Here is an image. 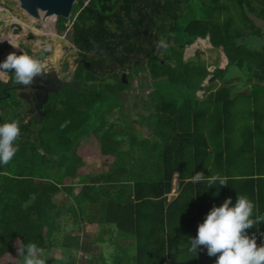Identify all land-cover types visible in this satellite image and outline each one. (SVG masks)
<instances>
[{"label": "trees", "instance_id": "trees-1", "mask_svg": "<svg viewBox=\"0 0 264 264\" xmlns=\"http://www.w3.org/2000/svg\"><path fill=\"white\" fill-rule=\"evenodd\" d=\"M256 1L76 0L68 21L80 60L73 73L79 90L65 84L35 123L19 104L2 101L8 91L0 81V124L17 121L20 128L18 151L0 166V264H20L17 249L29 243L42 251L45 245L67 250L59 264H108L101 254L76 255L85 252L87 224L101 225L97 241L114 248L111 264H215L203 246L196 255L187 249L224 196L212 176L223 169L222 134L234 129L227 118L237 98H230L232 76L264 83L262 36L254 22H264V0L260 14ZM66 22L58 18L56 29L65 31ZM197 39H208L223 69L209 73L204 62L183 59ZM231 69L236 71L228 76ZM210 75L221 83L215 91L214 83L202 86ZM248 128L264 133L259 122ZM260 142L258 137V152L247 157L257 156L254 204L264 214ZM86 156L100 165L84 164ZM228 172L219 176L226 183ZM196 173L204 175L200 182ZM170 193L176 195L168 198ZM260 232L248 230L258 246ZM103 234L109 235L105 242Z\"/></svg>", "mask_w": 264, "mask_h": 264}, {"label": "rangeland", "instance_id": "rangeland-1", "mask_svg": "<svg viewBox=\"0 0 264 264\" xmlns=\"http://www.w3.org/2000/svg\"><path fill=\"white\" fill-rule=\"evenodd\" d=\"M84 1V0H82ZM86 4V2H85ZM258 14H260L261 11V5L259 3V0L255 2ZM18 2L16 0H0V59L3 61L8 54L13 53L14 50H18L20 52H23L25 54V50L29 51V56L33 57L35 53H37L38 50L44 49L45 51L49 52L48 49L51 47V42L55 41L56 46L54 50V57H52L50 60H43L39 61L42 65L44 70H54V73L59 76L61 80H68L69 77L72 75L76 65L78 64V58H77V50L75 49L74 45L70 41V33H71V22H69V18L67 19V22L65 24L66 30L65 31H58L55 27L56 20L58 19L56 17L53 24H45L42 21H40V17L38 16L40 13L37 10V16L32 17L34 20H28L25 15L23 14V11H21ZM23 10V9H22ZM31 17V16H30ZM37 19V20H36ZM33 21V22H32ZM64 45L61 47V45ZM254 46L259 47V43L254 41ZM177 49V48H175ZM13 50V51H12ZM19 52V54H20ZM200 52V56L197 58V53ZM17 53V55H19ZM26 55V54H25ZM183 59L185 61L190 60H197L204 62L207 65V69L209 73H212L214 69H223L224 68V60H222L219 57V54L211 47V45L208 42V39H197L192 46L188 47L183 55ZM77 61V62H76ZM170 64H173L170 62ZM56 71V72H55ZM236 69L229 70L228 76L231 74H234ZM118 74V72L116 73ZM141 76H144L143 74H140ZM125 76V74H124ZM212 76V75H210ZM210 76L208 78H210ZM8 75L4 77H0V81L4 83L6 81ZM9 78H14V74L9 73ZM232 78L236 79V81L232 82V85H234L233 91L236 92V88L238 85H243L244 80L241 79V75H233ZM16 83V82H15ZM214 83V88L219 87L221 85L220 82H210ZM137 84L140 85V83L137 80ZM136 85V79L132 81V84L129 86V89H135ZM209 85L207 81L205 80L202 84V86ZM232 87V86H231ZM139 91H141V87L139 86ZM203 94L202 91L197 92V96L201 97ZM56 95V94H54ZM142 95V94H141ZM143 96V95H142ZM13 99H12V98ZM9 96L7 98V95H5L4 100L2 101H8L7 103L11 104L12 102H15L20 105V112H25L27 115L29 114L28 111V103H24L16 97ZM58 97V95H57ZM261 99L264 100V95H261ZM53 102L52 104L56 103L58 98L51 99ZM12 101V102H11ZM235 104L231 107V111L229 112L230 118H236L235 120V127L232 132L228 129L226 132H224L223 137L227 139V144L229 145V148L231 152H234L237 150V147L240 143H242V135L244 132L243 124L247 121L246 118V109L248 107V104L246 102H241L242 98L237 97L235 100ZM25 104V105H24ZM260 106H264L263 102L259 103ZM261 110V108H258ZM137 112H144L141 109L137 108ZM112 113V109L110 110ZM30 115V114H29ZM135 115V114H134ZM145 116V114H142L141 116ZM28 118V117H27ZM26 118V119H27ZM105 119H108V116H106ZM110 120V119H108ZM107 125V124H106ZM137 130V125H136ZM140 132V131H139ZM99 133H101L99 131ZM141 133V132H140ZM222 137V138H223ZM243 145V143H242ZM121 150H125V144L121 145ZM255 153H253V156ZM248 156V155H246ZM242 159L245 158V156L241 155ZM82 162L91 166H99V161L95 159H88V158H82ZM77 189L73 192L72 195L76 193ZM109 191H111L109 189ZM176 195L169 194L167 197L172 198ZM58 197L61 196V194L57 195ZM71 221H65L63 223H70ZM101 225H83L82 229V241L84 243V246H86L85 252H77V256L81 258L83 256L85 259H92L97 258L100 254L103 258H105V261L108 264H111L109 261L110 255L113 253L114 248L106 243H100L97 241V238L101 236ZM67 230V227L61 226ZM182 228V227H181ZM103 242H105L108 238V234L102 235ZM64 255H68V251L60 246H54V247H47L44 246V249L42 251V259L45 260L46 264H59L63 261L62 257ZM20 264H23V260L21 259Z\"/></svg>", "mask_w": 264, "mask_h": 264}, {"label": "clouds", "instance_id": "clouds-1", "mask_svg": "<svg viewBox=\"0 0 264 264\" xmlns=\"http://www.w3.org/2000/svg\"><path fill=\"white\" fill-rule=\"evenodd\" d=\"M25 54L20 52L17 55L13 52L0 61V77L8 75L5 84L9 83V73L14 74L16 84L29 87L34 78L43 71L51 72L43 69L40 62L34 59L35 55L31 57L30 53ZM6 95L9 97V93ZM19 135L17 121L0 124V166L7 165L15 156L18 151L16 141ZM203 176V173H196L195 180L200 182ZM213 183H218L219 186L227 185L226 178L218 176L213 178ZM208 187L212 185L209 184ZM261 222H264V214H258L256 205L246 195L238 194L235 203L228 197L220 206H213L206 214L203 222L197 226L195 237L190 238L187 250L196 255L203 246L208 257H215V264H264V240L258 246L256 235L248 233V230L253 228L260 232L258 225ZM260 235L264 237V232H260ZM17 254L22 258L23 264H46L41 258L42 250L34 244L18 247Z\"/></svg>", "mask_w": 264, "mask_h": 264}, {"label": "crops", "instance_id": "crops-1", "mask_svg": "<svg viewBox=\"0 0 264 264\" xmlns=\"http://www.w3.org/2000/svg\"><path fill=\"white\" fill-rule=\"evenodd\" d=\"M254 22H256L257 27L260 30V34L262 36L261 40V50L264 52V22L258 19H254ZM259 42V43H260ZM221 85H219L220 87ZM232 86V87H231ZM258 87L254 91H252V87ZM217 88L213 87V91H215ZM228 88L231 89L230 92V98L235 97H241L242 101L241 102H246L248 104V107L246 109V118L247 121L243 124L244 132L242 135V143H240L237 147V150L234 152H231L229 145L226 144L224 148V153H223V169L221 170L220 173H216L214 177H219L222 176L225 169L227 168L229 170L228 174V182L227 185L221 186V191L223 188V193L224 196L221 200V204L224 202V200L228 197L232 198L233 203H235V200L237 198V195H246L249 199H251L255 204L258 203V185H257V173L255 172L256 175L252 173L253 170L251 169H258L257 168V156L255 155V158L250 161L249 157L246 155L250 152L253 151L257 153V138H260V146L262 150H264V133L262 131H255L252 133L249 132V126L253 125L254 123L256 124L257 122L261 123V127L264 128V106H260V102H263L264 105V100L261 99V95H264V83H259L256 84L252 82L251 84H246L243 83V85H238L236 88V92L233 91L234 85L229 84ZM254 96V97H253ZM237 99V98H235ZM258 108H261L258 109ZM231 111V110H230ZM230 115V114H229ZM229 115L227 118H229L230 122L234 124L235 127V120L236 118H230ZM256 128V127H255ZM254 131V129H253ZM253 138V139H252ZM250 139L251 142H250ZM255 147V148H254ZM241 155L245 156V158L242 159ZM85 159H92V157L86 156L84 157ZM94 159V158H93ZM225 159L227 161H225ZM96 160V159H95ZM85 164V163H84ZM88 165V164H86ZM100 165V163H99ZM215 165V164H214ZM253 165V166H252ZM263 165V166H261ZM260 166L263 171H264V163L263 161H260ZM98 167V166H94ZM264 175V172L260 173ZM246 175V176H243ZM250 175V176H247ZM264 177V176H263ZM224 178V177H223ZM264 179V178H263ZM244 188V189H243ZM264 193V191H263ZM174 194V193H172ZM257 212H259L257 210ZM263 225H258L259 229H261ZM264 231V226L262 227ZM250 231H255L256 228L249 229ZM264 240V239H263Z\"/></svg>", "mask_w": 264, "mask_h": 264}, {"label": "water", "instance_id": "water-1", "mask_svg": "<svg viewBox=\"0 0 264 264\" xmlns=\"http://www.w3.org/2000/svg\"><path fill=\"white\" fill-rule=\"evenodd\" d=\"M19 4V7L23 9L29 16L36 17L37 10L45 11L47 13H52L58 18L68 19L70 17V11L72 5L76 2V0H16ZM47 53L45 51H40L38 54L34 56V59L40 60L45 58ZM1 61V59H0ZM42 82L49 84V88L46 89V92L42 96V98L37 95L34 98L35 110L37 111L36 117H34L35 123H40L42 117L41 108L47 101V96L49 94L58 93L65 84L71 85L75 90H79L80 83L76 81V79L71 76L68 80H60L57 78L54 72L43 73L41 76ZM124 75H122V82L125 83ZM213 76L208 78L207 83L213 81ZM22 100H26L28 97L24 93L18 96ZM8 98V95H7ZM28 100V99H27ZM26 100V101H27Z\"/></svg>", "mask_w": 264, "mask_h": 264}, {"label": "flooded vegetation", "instance_id": "flooded-vegetation-1", "mask_svg": "<svg viewBox=\"0 0 264 264\" xmlns=\"http://www.w3.org/2000/svg\"><path fill=\"white\" fill-rule=\"evenodd\" d=\"M50 71V70H48ZM53 72V71H51ZM43 73H47V72H44ZM42 73V74H43ZM41 74V75H42ZM41 75L37 76L34 78L33 80V83L31 86L29 87H24V86H21V85H18L16 83H7V87H6V90L8 91L9 93V96H14L17 98V95H21V94H25L27 95V101L25 100L26 103H28V110H29V114H31V117H36L37 115V111L35 110V104H34V98L39 95L40 98H42V96L44 95V93L46 92V89L49 88V84L47 85V83H43L42 82V79H41ZM56 75V74H55ZM57 76V75H56ZM53 94H49L47 96V99L52 96ZM43 107V106H42Z\"/></svg>", "mask_w": 264, "mask_h": 264}, {"label": "bare ground", "instance_id": "bare-ground-1", "mask_svg": "<svg viewBox=\"0 0 264 264\" xmlns=\"http://www.w3.org/2000/svg\"><path fill=\"white\" fill-rule=\"evenodd\" d=\"M16 7H19V6H16ZM21 9V8H20ZM21 11H23V14L22 15H25L26 16V18L28 19V20H34V18H32V17H30L24 10H22L21 9ZM40 13H38L39 15V19H40V21H42L43 23H45V24H53L54 23V21H55V19H56V16L54 15V14H52V13H47V12H45V11H39ZM37 20V19H36ZM33 22V21H32ZM55 46H56V42L55 41H52L51 42V47H50V49H48L49 50V52L47 53V55H46V57L45 58H43V59H40V60H38V61H43V60H50L52 57H53V55H54V50H55ZM13 51V50H12ZM40 51H45L44 49H40V50H38L37 51V53H35L34 55H36V54H38ZM13 52H15L16 54L18 53L19 54V52L20 51H18V50H14ZM33 55V56H34ZM51 71H54V70H51ZM56 72V71H55ZM56 75H57V72H56ZM57 77L59 78V76L57 75ZM60 79V78H59ZM61 80V79H60Z\"/></svg>", "mask_w": 264, "mask_h": 264}]
</instances>
